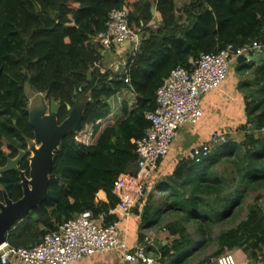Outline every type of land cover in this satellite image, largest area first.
Masks as SVG:
<instances>
[{"label": "trees", "instance_id": "obj_1", "mask_svg": "<svg viewBox=\"0 0 264 264\" xmlns=\"http://www.w3.org/2000/svg\"><path fill=\"white\" fill-rule=\"evenodd\" d=\"M153 6L160 18L155 29ZM113 10H125L130 26L145 34L140 52L127 62V76L112 74L97 44ZM255 43L264 44V0H188L180 10L176 0H0V169L35 140L27 85L60 105L59 124L78 96L90 98L83 121L55 153L47 199L21 219L7 236L8 246L36 247L85 212L104 217L105 225L117 221L111 214L119 203L114 185L121 175L138 174L137 142L151 127L146 116L156 110L164 81L203 55ZM238 71L248 93L247 124L241 129L245 142H229L200 163L183 161L160 184L168 191L158 208L154 195L149 196L146 225L158 226L163 215L176 216L164 227L174 240L158 252L162 264H185L212 237L215 225L239 206L246 189L264 185V138L256 137L264 131V65L244 64ZM121 94L122 104H115L120 115L112 118L110 101ZM232 156L237 178L229 180L217 167ZM20 170L29 173L28 158ZM235 182L237 188L229 193ZM0 183V201L3 191L13 202L23 197L19 173L3 175ZM217 239L214 256L249 248L257 259L264 250V209L251 207L244 222Z\"/></svg>", "mask_w": 264, "mask_h": 264}, {"label": "built area", "instance_id": "obj_2", "mask_svg": "<svg viewBox=\"0 0 264 264\" xmlns=\"http://www.w3.org/2000/svg\"><path fill=\"white\" fill-rule=\"evenodd\" d=\"M142 32H136L125 10H113L106 31L99 35L97 44L102 54L129 45L127 62L141 49ZM264 53V44L255 43L241 50L227 46L217 54L203 55L191 68H178L166 79L157 92L156 110L148 113L151 124L146 135L137 142L138 174L121 175L114 185V195L119 200L114 211L130 215L147 201L152 189V179L167 157L177 132L186 125H196L203 118L202 100L227 81L231 66L237 59L252 52ZM121 75L127 76V64ZM130 83L129 78L125 80ZM225 135L215 136L211 142L195 147L189 157L200 163L213 155L216 146L226 144ZM114 211L111 214L114 215ZM149 243L129 249L120 231V219L105 225L104 217L95 218L85 212L63 223L58 230L45 236L36 247L0 249L1 264H75L95 255L120 252L130 264H157L149 251ZM200 264H237L230 254L213 256Z\"/></svg>", "mask_w": 264, "mask_h": 264}, {"label": "crops", "instance_id": "obj_3", "mask_svg": "<svg viewBox=\"0 0 264 264\" xmlns=\"http://www.w3.org/2000/svg\"><path fill=\"white\" fill-rule=\"evenodd\" d=\"M152 28L155 29V26ZM128 50L129 45L127 44L118 47L113 52L103 53L108 69H110L109 65L110 67L113 65L115 67V71H113L116 73L120 60L126 59ZM247 57L250 58V61L246 64L254 63L255 66L264 65V53L260 54L254 51ZM239 66L241 65H239L237 61L233 63L227 81L224 82L218 90L210 92L203 98V118L201 122L196 125H186L177 132L167 157L163 160L158 173L151 181L153 187L149 191L147 201L139 205L138 208L128 216H117L119 212L114 211V215L120 219V231L129 249L132 250L139 245L149 243L150 255L154 258L152 253L153 249L157 253L161 252L174 240V237H172L165 228H162L158 232L156 229L158 226L146 225L145 220H143V214L149 202V196L151 197L152 194L154 195V201H156L154 208L160 206L161 201L168 191L160 188V184L164 182L166 178L172 176L176 168L183 161L189 159L195 147L207 144L211 142L215 136L221 135L226 136L227 143L234 142L241 145V143H238V137L242 132L241 129L247 124L246 99L248 98V93L241 85L245 77L238 71ZM226 144L216 146L213 155ZM261 164L264 165V161ZM167 219L168 217L163 215L161 217V222ZM161 247L162 250H160ZM158 256L160 257L159 254ZM167 263L171 264V262H165L163 264ZM75 264L130 263L124 260L120 252H112L104 255H95Z\"/></svg>", "mask_w": 264, "mask_h": 264}, {"label": "water", "instance_id": "obj_4", "mask_svg": "<svg viewBox=\"0 0 264 264\" xmlns=\"http://www.w3.org/2000/svg\"><path fill=\"white\" fill-rule=\"evenodd\" d=\"M153 13H155L154 10ZM249 61L250 58L244 55L237 59L239 65ZM91 78L92 73L90 72L88 80L90 81ZM85 89L86 87H83L81 90ZM89 101L88 98L82 102L81 97H78L74 108H69V117L62 124L58 122L60 105L55 102H52L48 107L43 100L41 106L34 108L30 113V124L35 132V142L40 144V148L32 147L31 149L33 157L31 158L29 178L25 172H20L23 197L19 201L13 202L5 194L4 202H0V248L7 245V236L17 227L21 219L47 199L50 191V176L54 169L55 153L58 152L62 141L83 121L85 108ZM24 156L25 153H22L15 160H9L6 167L0 169V174L18 172L19 164Z\"/></svg>", "mask_w": 264, "mask_h": 264}, {"label": "rangeland", "instance_id": "obj_5", "mask_svg": "<svg viewBox=\"0 0 264 264\" xmlns=\"http://www.w3.org/2000/svg\"><path fill=\"white\" fill-rule=\"evenodd\" d=\"M187 3H188V0H176L177 9L180 10ZM153 10L155 11V13H153V14H154L156 19L151 23V26L152 27L155 26V28H156L157 27L156 25L159 24L158 22L160 21V18L156 12L155 6H153L152 12H153ZM142 37L143 38L145 37V34L143 32H142ZM126 62H127V59L120 60V63L117 66V68H118L116 71L117 74L122 73L123 65ZM109 68H110L112 74L115 75L116 74L114 72L115 67L113 65L110 67V65H109ZM26 93H27V104H26V106H27L29 113H31L33 111V109L38 107L39 105L41 106V103L43 100H45L46 105L48 107L51 104L49 102V100L46 98V94L35 93L34 91H32L30 89V87L28 85L26 86ZM78 97H81L82 102H83L89 98V95L86 97H84V96H78ZM78 97H77V99H78ZM77 99H76V102H77ZM122 99H123V95L121 94V95L117 96L116 98H114L110 101V104L113 108L112 118H118V116L120 115L118 108L116 109V107H115V104L116 103L122 104V101H123ZM76 102H75V104H76ZM263 134H264L263 131L257 132L256 137L262 139V138H264ZM238 138L240 141V142L238 141V143L243 144L245 142V139H246V133L242 131ZM32 147H35L36 149H38V148H40V144H37L36 142H31L29 144L28 151L30 153L29 154L30 156H33V152L31 150ZM236 161H237V159L235 156H232L231 158L223 159L221 164L217 167L218 174L221 176H226L229 180L234 178V177L237 178V176H236L237 168L233 164V162H236ZM239 165L243 166L242 162L239 163ZM2 177H3V174H0V180ZM237 182L239 183V178L237 179ZM236 186H237L236 182L234 184H230V192L229 193L233 192L237 188ZM244 193H245L244 199L240 202L239 206H237L233 210L232 214L228 218H226L225 220H223L219 224L215 225L213 233H212V237L210 239H208L206 244L199 247L198 250L194 251L192 257H190L185 264H200V263L204 262V260L213 257L214 254H216V252L218 250V239L217 238L220 235V233L236 229L242 222H244L247 219L248 214H249V210L251 207H253L255 205H260L264 209V185L263 184L261 186L254 185L253 187H249L248 189H246V191ZM1 202H4V200ZM155 203H156V201H155ZM175 219H176L175 215L169 216L167 220L162 221L158 225V227H156L157 231L159 232V230L164 228L169 222L174 221ZM198 240H200V239H198ZM152 253L154 255V258H156V259L159 258L158 253L154 249L152 250ZM228 254H230L233 257V259L236 261L237 264H264V250L257 254V259L253 258L252 255L254 254V251L250 250L249 248L236 249L232 252H229ZM177 261H180V260L177 259ZM157 264H160V263L158 262ZM167 264H169V263H167ZM171 264H177V262H172Z\"/></svg>", "mask_w": 264, "mask_h": 264}, {"label": "flooded vegetation", "instance_id": "obj_6", "mask_svg": "<svg viewBox=\"0 0 264 264\" xmlns=\"http://www.w3.org/2000/svg\"><path fill=\"white\" fill-rule=\"evenodd\" d=\"M32 142H35V140L34 141H32ZM28 149H29V147H28ZM28 149H27V151H24V152H21L20 154H22V153H25V156H24V158H23V160L21 161V163L26 159V158H28V160H29V163H30V165H31V158L33 157V156H30L29 154V151H28ZM19 157V156H18ZM17 157V158H18ZM15 160V159H14ZM20 163V164H21ZM20 164H19V170H18V172L17 173H19V176H20V172H25L26 173V176L29 178V173H30V171H29V173H27L26 171H21L20 170ZM8 174V173H7ZM3 175H5V174H3ZM21 179V178H20ZM0 185H1V183H0ZM21 186H22V181H21ZM23 189V188H22ZM4 192V198H5V194H7L6 193V191H3ZM8 195V194H7ZM9 197V196H8ZM4 200V199H3ZM1 202V201H0Z\"/></svg>", "mask_w": 264, "mask_h": 264}, {"label": "bare ground", "instance_id": "obj_7", "mask_svg": "<svg viewBox=\"0 0 264 264\" xmlns=\"http://www.w3.org/2000/svg\"><path fill=\"white\" fill-rule=\"evenodd\" d=\"M3 248V247H2ZM2 248H0V249H2Z\"/></svg>", "mask_w": 264, "mask_h": 264}]
</instances>
